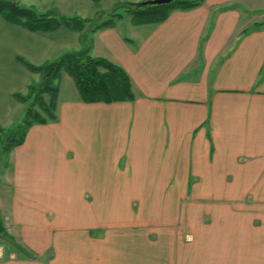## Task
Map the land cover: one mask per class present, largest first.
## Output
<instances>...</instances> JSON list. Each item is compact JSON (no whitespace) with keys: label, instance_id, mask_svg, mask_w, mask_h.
I'll return each instance as SVG.
<instances>
[{"label":"crops","instance_id":"crops-1","mask_svg":"<svg viewBox=\"0 0 264 264\" xmlns=\"http://www.w3.org/2000/svg\"><path fill=\"white\" fill-rule=\"evenodd\" d=\"M12 1L94 18L148 0ZM87 45L124 69L135 100L85 104L60 76L57 121L0 155V219L26 249L2 245L0 264H264V0L84 34L0 18L1 126L22 120L13 96L40 80L17 57L41 65Z\"/></svg>","mask_w":264,"mask_h":264},{"label":"trees","instance_id":"trees-1","mask_svg":"<svg viewBox=\"0 0 264 264\" xmlns=\"http://www.w3.org/2000/svg\"><path fill=\"white\" fill-rule=\"evenodd\" d=\"M201 2L202 0H174L169 4L145 6L134 3L117 4L115 11L106 14L109 19L97 23L95 18L65 16L56 10L40 12L34 7L21 6L11 0H0V18L32 32L48 33L65 27L84 34L88 29L93 33L116 26L117 21L124 17L118 9H123L125 15L131 18L132 24L139 26L163 23L173 10H191L200 6ZM101 15L103 14L97 17ZM90 50L91 46L87 45L82 50L65 52L58 59L41 65L32 64L22 57L16 58L31 73L38 74L40 80L29 85L26 95L13 96L18 102L26 103V108L20 122L6 129L0 124V155H8L23 145L34 125L57 121V81L63 73L73 80L81 101L85 104H112L135 100L130 77L124 69L107 59L92 57ZM0 235L16 250L25 252L6 232L1 219Z\"/></svg>","mask_w":264,"mask_h":264},{"label":"rangeland","instance_id":"rangeland-1","mask_svg":"<svg viewBox=\"0 0 264 264\" xmlns=\"http://www.w3.org/2000/svg\"><path fill=\"white\" fill-rule=\"evenodd\" d=\"M12 1V0H11ZM148 1H150V0H148ZM14 2V1H13ZM125 3H129V2H125ZM140 3H142V2H140ZM140 3H137V4H140ZM119 4H122V3H119ZM27 7H30V6H27ZM102 10H104V12H106V13H98L97 15H96V17L98 16V15H100V14H103V15H101V16H99V17H94L96 20H97V23L98 22H100V20H107V19H109V16L108 15H106L107 13H110V12H113V11H115L114 9L116 8V5L115 6H113V7H111V8H109V7H106V5H102ZM50 10H55V9H50ZM50 10H47V11H50ZM57 11V10H56ZM46 12V11H45ZM59 12V11H58ZM76 12H77V14L78 15H67V14H63V13H61V12H59L61 15H65V16H79L80 15V17L81 16H85V17H87V18H89V19H94L93 18V9L91 8V7H89V8H87V7H81V8H79L78 10H76ZM118 12L119 13H122L123 14V16H126L125 15V11L123 10V9H118ZM105 15V16H104ZM103 16V17H102ZM83 18V17H82ZM98 18H99V20H98ZM126 18V17H125ZM158 211H155V213H157ZM18 244V243H17ZM2 245H6V246H8V247H6L7 249H14V250H16L13 246H12V244H9V242H7L6 240H4V238L3 237H0V250H2L3 249V247H2ZM16 251H18V250H16ZM25 251H26V249H25ZM21 253H24V254H26L25 252H22V251H20ZM28 254H30V252H27ZM31 255V254H30ZM28 258H30V259H35L34 257H28Z\"/></svg>","mask_w":264,"mask_h":264},{"label":"water","instance_id":"water-1","mask_svg":"<svg viewBox=\"0 0 264 264\" xmlns=\"http://www.w3.org/2000/svg\"><path fill=\"white\" fill-rule=\"evenodd\" d=\"M174 0H150V1H144L140 3L141 5H159V4H169L173 2Z\"/></svg>","mask_w":264,"mask_h":264}]
</instances>
